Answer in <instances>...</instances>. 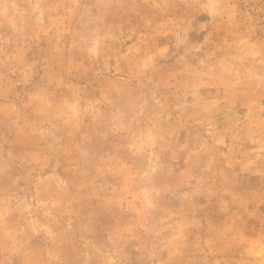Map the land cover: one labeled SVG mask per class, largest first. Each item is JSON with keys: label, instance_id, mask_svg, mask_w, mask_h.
<instances>
[{"label": "rangeland", "instance_id": "374dc122", "mask_svg": "<svg viewBox=\"0 0 264 264\" xmlns=\"http://www.w3.org/2000/svg\"><path fill=\"white\" fill-rule=\"evenodd\" d=\"M0 264H264V0H0Z\"/></svg>", "mask_w": 264, "mask_h": 264}]
</instances>
